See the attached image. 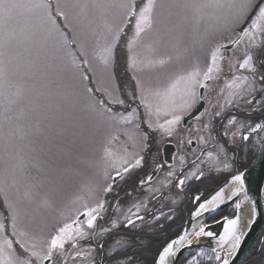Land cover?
<instances>
[{
    "label": "snow or ice",
    "instance_id": "6c2138e0",
    "mask_svg": "<svg viewBox=\"0 0 264 264\" xmlns=\"http://www.w3.org/2000/svg\"><path fill=\"white\" fill-rule=\"evenodd\" d=\"M261 133L264 0H0V264H138L122 229L212 172L224 186L195 195L145 264H232L257 215L243 160ZM173 139L187 170L160 159Z\"/></svg>",
    "mask_w": 264,
    "mask_h": 264
},
{
    "label": "flooded vegetation",
    "instance_id": "af4514ba",
    "mask_svg": "<svg viewBox=\"0 0 264 264\" xmlns=\"http://www.w3.org/2000/svg\"><path fill=\"white\" fill-rule=\"evenodd\" d=\"M121 80L124 78L121 77ZM193 121L188 119V125H191ZM187 125L185 126V128ZM264 136V133L260 134ZM211 147V145H209ZM239 141L237 142V150H239ZM258 150H253L251 154L246 156L243 160L244 163L249 165L256 155ZM185 156L187 161H191L192 156L190 153H186L185 150L176 144L175 139L168 143L164 142L162 147V152L160 159L166 162V169L171 167L177 172L184 168L187 170L188 165H181L179 161L180 156ZM229 155H233L229 152ZM149 169L141 170L140 172H134L129 177H126L124 181H118L117 191H120L125 186H131L138 176L143 171H148ZM164 176V171L162 170L157 177L154 178V182L158 183L160 179ZM228 173H215L206 174L202 180H189L186 182V186L181 191L179 188H173L171 192L166 193L167 199L163 200L159 204H155L152 207V213L160 215L159 220L152 219V214L150 213L145 217L144 222H139L140 227L133 229H122V233H127L129 235H122L121 240L124 243L133 242L139 247H133V252L137 255L138 264H145V262H150L153 258L155 252L159 249L160 245L163 244L170 237H174L182 229L189 214L195 210L196 203L194 202L195 195H201V198H206L215 189H217L223 182L226 181ZM121 199L123 200V193L121 192ZM172 201H175L173 203ZM126 207V205H124ZM233 205L229 204L216 213L209 216L206 221L207 224L214 223L215 220H220L224 216L232 214ZM143 214V213H142ZM262 230V229H261ZM181 257L180 264H183L185 257ZM211 262L204 260L203 264H210ZM120 264H127L126 261H121Z\"/></svg>",
    "mask_w": 264,
    "mask_h": 264
},
{
    "label": "water",
    "instance_id": "95a60500",
    "mask_svg": "<svg viewBox=\"0 0 264 264\" xmlns=\"http://www.w3.org/2000/svg\"><path fill=\"white\" fill-rule=\"evenodd\" d=\"M245 171L247 174L246 187L248 189L249 196L256 203L257 215L255 217V223L252 224L250 230H248L247 235L244 237L242 241L240 249L237 251L235 257L232 259V264H242L243 263V261L245 260V258L247 257L250 251L251 246L253 245L254 241L256 240L257 236L259 235L261 229L264 226V151H257L256 155L254 156L253 160L248 165V167L245 169ZM224 184L225 182H223L219 187L224 186ZM218 188L215 189L207 197H210L212 194H214V192L218 190ZM229 204L231 203H226L217 211L221 210L222 208L226 207ZM190 214L187 217L183 227L188 226ZM245 218H247V208H245ZM198 219L202 220L203 217H200ZM208 225L210 226V229L213 232L215 233L222 232L221 225L216 224V223H210ZM205 240H206V243H205L204 250L211 251V249L216 246L215 241L212 240L211 243L208 244L207 243L208 238H205Z\"/></svg>",
    "mask_w": 264,
    "mask_h": 264
},
{
    "label": "trees",
    "instance_id": "16d2710c",
    "mask_svg": "<svg viewBox=\"0 0 264 264\" xmlns=\"http://www.w3.org/2000/svg\"><path fill=\"white\" fill-rule=\"evenodd\" d=\"M242 264H264V226Z\"/></svg>",
    "mask_w": 264,
    "mask_h": 264
},
{
    "label": "rangeland",
    "instance_id": "374dc122",
    "mask_svg": "<svg viewBox=\"0 0 264 264\" xmlns=\"http://www.w3.org/2000/svg\"><path fill=\"white\" fill-rule=\"evenodd\" d=\"M116 73H117V77L119 79L121 77H123L125 79V76H124V65H123V61L122 60L119 62L118 66L116 68ZM61 83H62V86L63 87H65V88H71L73 86V84H74V81L71 78V74L70 73H65L64 79H63V81Z\"/></svg>",
    "mask_w": 264,
    "mask_h": 264
}]
</instances>
